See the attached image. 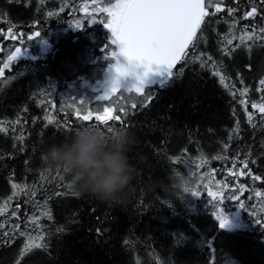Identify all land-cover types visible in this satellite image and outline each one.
I'll return each instance as SVG.
<instances>
[{"label": "trees", "instance_id": "1", "mask_svg": "<svg viewBox=\"0 0 264 264\" xmlns=\"http://www.w3.org/2000/svg\"><path fill=\"white\" fill-rule=\"evenodd\" d=\"M114 3L0 0V264H264V0H205L168 85L132 93L99 89ZM83 126L134 135L116 203L44 162Z\"/></svg>", "mask_w": 264, "mask_h": 264}, {"label": "snow or ice", "instance_id": "2", "mask_svg": "<svg viewBox=\"0 0 264 264\" xmlns=\"http://www.w3.org/2000/svg\"><path fill=\"white\" fill-rule=\"evenodd\" d=\"M209 2L211 3V0ZM212 6L214 7L213 15L222 11L219 3ZM103 11L110 17L108 27L115 36L112 43L119 46L117 55L125 56L130 66L143 65L146 69L144 76L138 77V83L126 90L129 93L133 90L143 92L146 89V78L148 73L153 71V65L156 66L154 70L156 78L147 81L148 88L166 87L174 75L172 70L175 65L186 58V50L190 46L193 49L196 47L197 32L205 22V17L209 16L205 0H116L114 5L107 6ZM228 11L231 13L234 9ZM255 13L256 9L252 8L245 13V17L254 16ZM251 38L249 35L248 39ZM227 43L231 44V40H227ZM16 51L19 52L20 49ZM115 70L121 76L129 72V68L120 64L119 60ZM260 84H264V80H261ZM117 88H120L118 80L113 83L111 91ZM252 106L258 107L256 104ZM259 111L264 113V105L259 106ZM83 119L87 120L88 115H85ZM185 191L188 189L185 188ZM217 219L221 228H225L229 223L225 215L217 216ZM40 238L43 239V237ZM26 247L39 248L41 245L28 244Z\"/></svg>", "mask_w": 264, "mask_h": 264}, {"label": "clouds", "instance_id": "3", "mask_svg": "<svg viewBox=\"0 0 264 264\" xmlns=\"http://www.w3.org/2000/svg\"><path fill=\"white\" fill-rule=\"evenodd\" d=\"M134 135L126 128L113 129L112 138L104 130L83 126L70 144L50 147L44 154L46 166L60 170L71 187L105 203L118 202L134 178L128 152Z\"/></svg>", "mask_w": 264, "mask_h": 264}, {"label": "rangeland", "instance_id": "4", "mask_svg": "<svg viewBox=\"0 0 264 264\" xmlns=\"http://www.w3.org/2000/svg\"><path fill=\"white\" fill-rule=\"evenodd\" d=\"M115 4V3H114ZM113 4V5H114ZM108 26V24H107ZM109 29V38H110V42L112 43V41L115 39V36L114 34L111 32L110 28L108 27ZM113 45V43H112ZM115 48L117 47V44H114ZM118 52H113L110 56L113 57L110 62L107 64V71H106V76L102 82V85L99 86V89L100 88H106L108 90V88L110 89L111 91V88L113 86V83L116 82L118 80L119 82V85H120V88H117L115 91H111L110 93H115L117 91H119L120 89L124 88V89H129V88H132L134 85H136L132 80H130L127 75H124V76H121L119 75V73L116 72L115 70V65L117 63V60H119V63L121 64L120 62V59H119V56L117 55ZM128 83L127 84V87H125L124 83ZM135 91V90H134Z\"/></svg>", "mask_w": 264, "mask_h": 264}, {"label": "water", "instance_id": "5", "mask_svg": "<svg viewBox=\"0 0 264 264\" xmlns=\"http://www.w3.org/2000/svg\"><path fill=\"white\" fill-rule=\"evenodd\" d=\"M118 50H119V46H118ZM119 56H120L121 64L124 65L126 68H129V72H128L127 76L131 80H133L134 82L138 83V77L144 76V73L146 72L145 67L143 65L135 66L134 64L132 66H130V62L128 61V59L125 56H123V55H119ZM179 63H180V61L175 65V67L173 68L172 71H174L176 69V67L178 66ZM155 68H156V66L153 65V71L148 73V76L146 78V84H147L148 80L156 78V73L154 71ZM125 86H127V84H125Z\"/></svg>", "mask_w": 264, "mask_h": 264}, {"label": "flooded vegetation", "instance_id": "6", "mask_svg": "<svg viewBox=\"0 0 264 264\" xmlns=\"http://www.w3.org/2000/svg\"><path fill=\"white\" fill-rule=\"evenodd\" d=\"M115 51L117 52L116 48H115ZM118 54V53H117Z\"/></svg>", "mask_w": 264, "mask_h": 264}]
</instances>
